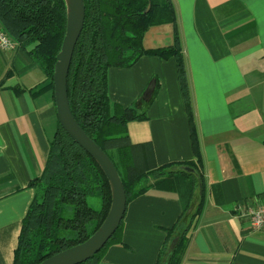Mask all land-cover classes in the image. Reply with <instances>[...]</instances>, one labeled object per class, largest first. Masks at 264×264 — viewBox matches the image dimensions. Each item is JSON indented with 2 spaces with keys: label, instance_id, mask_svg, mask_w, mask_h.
<instances>
[{
  "label": "crops",
  "instance_id": "crops-1",
  "mask_svg": "<svg viewBox=\"0 0 264 264\" xmlns=\"http://www.w3.org/2000/svg\"><path fill=\"white\" fill-rule=\"evenodd\" d=\"M171 1L204 177L180 264H264V231L246 216L264 203V0ZM162 26V37L147 31L145 46L171 43L172 25ZM45 80L28 49L0 50V264L13 262L35 193L29 182L43 171L58 123L52 89L40 90ZM108 89L113 102L145 114L127 131L151 143L157 165L195 159L174 58L111 67ZM180 212L171 191L131 199L122 244H110L99 264H156L164 229Z\"/></svg>",
  "mask_w": 264,
  "mask_h": 264
},
{
  "label": "trees",
  "instance_id": "trees-1",
  "mask_svg": "<svg viewBox=\"0 0 264 264\" xmlns=\"http://www.w3.org/2000/svg\"><path fill=\"white\" fill-rule=\"evenodd\" d=\"M83 2V28L67 75L70 110L86 134L114 163L127 203L152 189L171 191L178 196L181 212L174 223L164 229L156 264H180L188 242L187 234L203 205L204 177L174 6L171 0ZM165 24L173 27L171 43L145 46L147 31ZM65 25L64 0H0V27L19 48L28 49L45 74L46 83L40 90L53 91V67ZM142 56L174 58L195 159L157 165L150 142L131 141L127 124L144 119L145 114L111 100L108 70L130 67ZM29 186L35 193L21 222L12 264H37L83 242L102 223L109 209L111 192L106 176L59 122L49 143L43 171L30 180ZM88 196L99 197V209L88 204ZM65 204L73 207L69 217L60 215ZM120 228L121 222L107 243L79 264H99L110 244H122ZM172 242L174 246L169 251Z\"/></svg>",
  "mask_w": 264,
  "mask_h": 264
},
{
  "label": "water",
  "instance_id": "water-1",
  "mask_svg": "<svg viewBox=\"0 0 264 264\" xmlns=\"http://www.w3.org/2000/svg\"><path fill=\"white\" fill-rule=\"evenodd\" d=\"M66 25L60 50L53 67V93L60 126L99 165L107 178L111 200L107 214L97 229L83 242L50 255L37 264H79L97 253L120 225L126 209V195L118 171L109 156L86 134L74 118L67 97V75L75 44L83 28V0H64ZM150 87H148L147 91ZM201 192L199 189L198 194ZM175 242V240H174ZM174 242L170 244L169 251Z\"/></svg>",
  "mask_w": 264,
  "mask_h": 264
},
{
  "label": "built area",
  "instance_id": "built-area-1",
  "mask_svg": "<svg viewBox=\"0 0 264 264\" xmlns=\"http://www.w3.org/2000/svg\"><path fill=\"white\" fill-rule=\"evenodd\" d=\"M17 43L0 27V50H14ZM246 216L252 230L264 231V203L255 208H249Z\"/></svg>",
  "mask_w": 264,
  "mask_h": 264
},
{
  "label": "rangeland",
  "instance_id": "rangeland-1",
  "mask_svg": "<svg viewBox=\"0 0 264 264\" xmlns=\"http://www.w3.org/2000/svg\"><path fill=\"white\" fill-rule=\"evenodd\" d=\"M164 28H166V26H158V27H153L151 29L154 30V31H152V32H154V34H159L162 37L163 36L162 31L164 30ZM133 107H135V106H133ZM87 202L91 207H93L95 209H99V207H100V199L98 196H88ZM72 211H73L72 205L65 204L62 206V208L60 210V215L63 217H69L72 215Z\"/></svg>",
  "mask_w": 264,
  "mask_h": 264
}]
</instances>
